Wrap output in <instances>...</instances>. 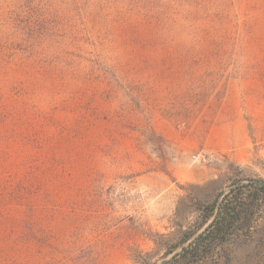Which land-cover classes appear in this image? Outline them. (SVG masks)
Returning a JSON list of instances; mask_svg holds the SVG:
<instances>
[{
    "label": "rangeland",
    "instance_id": "rangeland-1",
    "mask_svg": "<svg viewBox=\"0 0 264 264\" xmlns=\"http://www.w3.org/2000/svg\"><path fill=\"white\" fill-rule=\"evenodd\" d=\"M123 1L0 0L36 47L0 78V264L168 261L202 207L264 182V0L178 5L186 35L150 42Z\"/></svg>",
    "mask_w": 264,
    "mask_h": 264
},
{
    "label": "trees",
    "instance_id": "trees-1",
    "mask_svg": "<svg viewBox=\"0 0 264 264\" xmlns=\"http://www.w3.org/2000/svg\"><path fill=\"white\" fill-rule=\"evenodd\" d=\"M130 2L126 10L145 28V33L140 35L141 39L150 42L186 35V27H182L176 19L178 12L175 7L196 5L199 8L203 0ZM183 18L190 21L188 17ZM30 24L26 23V26ZM196 31L192 32V38L201 42L200 30ZM19 44L20 47L16 48ZM35 49L17 31L9 26L2 27L0 78L8 84H19V79L13 74H20L15 66L19 64L25 69L32 67L36 57ZM17 51L23 53L19 62ZM16 61L18 63H14ZM239 182L235 180L228 192L221 193L213 202L200 209L194 224L181 233L179 241L168 254L177 250L176 253L164 264H198L206 258L210 264H229L239 255L244 258L241 264H264V216H261L264 211V185Z\"/></svg>",
    "mask_w": 264,
    "mask_h": 264
},
{
    "label": "water",
    "instance_id": "water-1",
    "mask_svg": "<svg viewBox=\"0 0 264 264\" xmlns=\"http://www.w3.org/2000/svg\"><path fill=\"white\" fill-rule=\"evenodd\" d=\"M244 183H252V184H255L257 186H263L264 185V182H259V181H253V180H244V181H240L238 184H244ZM229 191V189H228ZM226 191V192H228ZM225 192V193H226ZM166 262V260H162L161 262L159 263H156V264H164Z\"/></svg>",
    "mask_w": 264,
    "mask_h": 264
},
{
    "label": "built area",
    "instance_id": "built-area-1",
    "mask_svg": "<svg viewBox=\"0 0 264 264\" xmlns=\"http://www.w3.org/2000/svg\"><path fill=\"white\" fill-rule=\"evenodd\" d=\"M193 159H194V160H197L198 158L194 157ZM202 161H203V162H205V160H204V159H202Z\"/></svg>",
    "mask_w": 264,
    "mask_h": 264
}]
</instances>
